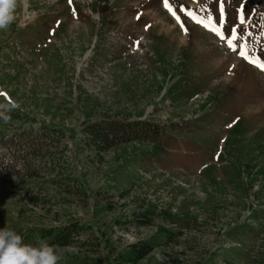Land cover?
<instances>
[{
    "label": "rangeland",
    "instance_id": "374dc122",
    "mask_svg": "<svg viewBox=\"0 0 264 264\" xmlns=\"http://www.w3.org/2000/svg\"><path fill=\"white\" fill-rule=\"evenodd\" d=\"M168 6L16 0L0 28V224L58 264H264V0ZM101 122L149 131L98 151Z\"/></svg>",
    "mask_w": 264,
    "mask_h": 264
},
{
    "label": "clouds",
    "instance_id": "9594fccd",
    "mask_svg": "<svg viewBox=\"0 0 264 264\" xmlns=\"http://www.w3.org/2000/svg\"><path fill=\"white\" fill-rule=\"evenodd\" d=\"M16 0H0V28L14 19ZM56 249L44 240L25 244L23 238L8 227L0 228V264H58Z\"/></svg>",
    "mask_w": 264,
    "mask_h": 264
},
{
    "label": "trees",
    "instance_id": "16d2710c",
    "mask_svg": "<svg viewBox=\"0 0 264 264\" xmlns=\"http://www.w3.org/2000/svg\"><path fill=\"white\" fill-rule=\"evenodd\" d=\"M148 131L149 128L140 126L138 122L119 123V125L114 122H101L99 126L93 128L90 126L85 130L94 141V144H98V151L109 148L118 142L129 141L139 135L146 134ZM66 241L67 238L64 239V242Z\"/></svg>",
    "mask_w": 264,
    "mask_h": 264
},
{
    "label": "snow or ice",
    "instance_id": "6c2138e0",
    "mask_svg": "<svg viewBox=\"0 0 264 264\" xmlns=\"http://www.w3.org/2000/svg\"><path fill=\"white\" fill-rule=\"evenodd\" d=\"M220 2L222 3V0H220ZM164 5H165L166 8H168L169 12L172 13L175 16V18L177 19V21L179 22L180 17L178 15H176V13L173 12L172 9L168 6V0H164ZM178 11L185 12L190 17L192 16L191 10L186 9V7L183 6V5L180 6V8L178 9ZM237 12L240 13V15L238 16V19L240 20L241 23H243L244 22V19H245V16H244V5H243V3L241 4V7L239 9H237ZM221 21H222V16L221 17H218V21H217L218 23L221 24V27H222L223 25H222V22ZM197 23H199V22H197ZM225 32L226 33H229L228 39H227V43H228L229 47L234 52L235 51H238V46L237 45H233V40L236 39L237 29L235 27H232L230 29V31L228 29H225ZM217 34L220 35L219 33H217ZM220 38L221 39H224L225 36L221 35ZM239 55L241 57L245 58V59L247 58V54L245 52H243V51H239ZM259 66L261 67L262 70H264V64L259 65Z\"/></svg>",
    "mask_w": 264,
    "mask_h": 264
},
{
    "label": "crops",
    "instance_id": "0c3cea01",
    "mask_svg": "<svg viewBox=\"0 0 264 264\" xmlns=\"http://www.w3.org/2000/svg\"><path fill=\"white\" fill-rule=\"evenodd\" d=\"M0 205L2 206L3 204L0 203ZM27 220H28V217L26 215L21 216L20 219H14V217L9 215L7 219H4V221L2 222L3 224H0V228L5 227L7 225L6 223H8L9 226H17L19 228L23 227L26 230L28 229V226H29V224H27L28 222Z\"/></svg>",
    "mask_w": 264,
    "mask_h": 264
}]
</instances>
